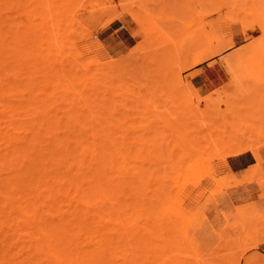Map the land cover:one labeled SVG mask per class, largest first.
<instances>
[{
    "label": "rangeland",
    "instance_id": "1",
    "mask_svg": "<svg viewBox=\"0 0 264 264\" xmlns=\"http://www.w3.org/2000/svg\"><path fill=\"white\" fill-rule=\"evenodd\" d=\"M242 18L243 20H241ZM247 18L251 21L249 24ZM262 21H264V0H0V42L2 41L6 49L9 46L6 40L11 45L15 42L14 48L11 45L6 51L0 48L1 55H3H0V180L2 178L0 187L3 186L2 190L0 188V193L4 192L1 194L2 197L0 196V239L5 238V240L4 238L0 240V264H8L9 261H11L9 264H17L20 263L19 260L23 259L25 261H22L21 264H31L34 261L31 263L26 261L35 257L33 264H37V261L38 264L46 263V257L44 259L46 254L40 257L39 255H42L43 252L42 254L36 253L40 249L36 245L39 242L38 237H35L39 231L37 226L40 225L41 228L43 226L41 223L44 224V222L39 223L41 220L38 221V215L41 217V214L49 210V215L41 219L52 221L51 224L57 220L56 223L58 222L61 226L63 220L72 217L70 215H73L71 213L74 210L85 211V205H76L78 198L75 203L72 198L68 197V195L72 197L70 193L74 192V189L77 191V187L80 193L81 186H85V183L86 185L88 183V186L83 188L89 190L91 197L89 196L87 201L90 204V207L87 204L89 212L88 208L86 209L89 215L85 214L84 216L83 214V216L84 218L88 217L90 222L88 219H83L81 214H74L89 224L80 222L85 225L84 227L83 224L78 226L75 222L79 223L80 218H76L74 222L76 226L73 223L76 231L74 234L72 233L75 241L72 244L75 246L74 242L79 241V247L90 248L86 251L95 249L98 254L97 259L92 257L93 260L89 256L92 259L90 262L98 261V264H264V38H261L264 37V26H261ZM245 22L248 26L244 25ZM43 25L50 28V34L54 33L55 42H50L52 34L48 35L47 28H45V33L42 32L44 31ZM17 28L22 34H19L20 37H17L19 32L17 35H13ZM34 30L36 31L34 32ZM37 31L38 35L36 36ZM77 34L80 36L78 37ZM60 36L63 37L62 43ZM11 37L12 42L15 39L13 44ZM43 37L45 41L40 40ZM258 38L260 42L257 44ZM18 42L20 44H17ZM60 43L64 46H61ZM55 44L59 47H56ZM69 44L73 45L71 49ZM51 46L55 48L54 51L50 50ZM163 47L166 50L163 51ZM14 50L15 52H13ZM19 50L23 57L19 56ZM167 50L168 54H165ZM157 51H162L160 55L163 53L169 61H165L166 59L161 55L160 58L164 59L165 63L162 62ZM11 52H13V58H11ZM33 52L37 54V57ZM57 52L58 55H56ZM4 53L6 54L4 55ZM47 53L54 56L55 64L52 62L53 58ZM32 54L38 62L31 58ZM15 56L23 62L18 58L16 62ZM59 57H64L65 63ZM155 57L157 60L160 59L156 62L157 65L154 63ZM25 59L27 61H24ZM57 59L62 62L57 64ZM74 60L86 63L76 66L77 62ZM149 60L152 62L151 66ZM12 61H14V65ZM17 63L20 68L22 67L21 69ZM25 63L28 64L27 68ZM72 63H74V67L80 68L76 70L77 73L74 70L76 67L73 68ZM29 64L33 67L31 68ZM48 66H53V69L51 70ZM99 66L104 68L100 67L101 73L99 72L100 68L97 70ZM44 67L45 69H43ZM55 70L58 72L53 74ZM60 71L61 75H64L62 80L65 78L68 79L67 81L65 79L62 81L60 75L57 77L56 74H60ZM96 72L98 73L96 74ZM94 74L97 79L94 78V84L92 82L90 84ZM42 75L41 82L40 76ZM50 75L54 76L49 77ZM103 75L105 76L102 79ZM85 77L86 80L82 79ZM47 80L51 82L46 83ZM52 80L54 84L60 81V86L69 80L72 81L77 95L72 85L73 89H70V82L66 91H62V88L54 85ZM86 81L87 84L83 87L82 83ZM62 82L64 83L62 84ZM73 82H76L77 86ZM94 85L95 88H92ZM48 87L52 88L48 90ZM90 87L91 90H89ZM54 88L61 93H57L56 89L54 91ZM30 90L28 99L27 93ZM65 92L68 96L64 95ZM17 94L20 95V98L17 97ZM31 94L32 97H30ZM53 95L54 97H52ZM73 99H76L75 102ZM47 100L50 102H46ZM210 100L214 101V104ZM83 101H85L84 107L80 109L83 106ZM86 101L87 108L91 109H86ZM34 103H36L35 106H33ZM23 104L24 108H22ZM94 105L97 108L93 107ZM42 107H44L43 110H41ZM56 108H59V111ZM74 113L75 116H73ZM66 114L69 119L73 120L74 118V120L72 122L67 120ZM69 114H73L72 118ZM51 115L55 117L54 120ZM37 116L39 117L37 118ZM75 117L78 118V121ZM65 118L67 121L64 120ZM50 119L54 122L52 127L50 126L51 128L48 127ZM27 120L28 123H24ZM44 120H47V127L43 126ZM68 122L72 124L70 123L69 126ZM71 125L73 126L71 127ZM79 125L83 126V130L79 128ZM67 126L70 128L64 130ZM23 133H27L26 137L23 136ZM109 133L111 134L109 135ZM68 134H73V136L70 135V138ZM65 135H68L70 140ZM58 136L61 137V140ZM55 137L57 142L53 141ZM174 137L176 140L173 139ZM179 137L185 138L179 139ZM85 138L86 140H84ZM65 140L68 142H66L69 149L67 152L66 145L62 144ZM72 141L75 146L81 148L89 145V156L85 160V164L83 163L84 165L81 166L80 162V167L77 154L79 150L73 151ZM76 141H79L81 146ZM171 141L172 144H170ZM56 144L59 148L55 146ZM49 148L51 152L52 150L56 151L55 148L57 150L61 148L60 153L59 151L57 153L62 156L70 154V156H74V154L76 156L73 159L68 156L66 158L68 164L64 163L65 168L60 164L64 169H57L59 165L57 162L60 161L58 157L57 161L53 157V160L49 159L51 157L48 156ZM230 148L234 152H231ZM12 149L18 154H14ZM216 151L219 152V156ZM103 154H105L104 157ZM61 155H59L60 158ZM99 156H101L100 159ZM9 157H11L10 160ZM183 158L185 159L184 163L182 162ZM88 159H90L91 165L86 164ZM30 161L33 163V168ZM176 162L180 165H174ZM42 163L44 164L42 165ZM41 165L44 166L43 168L47 167L46 170L55 168L56 171L54 170L53 174L49 173L51 177L48 173H46L48 176L43 177L46 170L42 174L43 170L39 171ZM86 165L91 169H87ZM174 166L177 168L175 169ZM171 167L175 170H171ZM23 168L24 170H22ZM17 169L25 174L22 175L20 171L18 174ZM75 170L76 172H74ZM26 171L31 174L28 175ZM12 172H14V176H12ZM77 172H81L83 175L78 180V183L82 184L80 187L71 177ZM64 173L67 177L64 176ZM34 174L38 182L35 180ZM26 175L31 179L28 180ZM67 178L68 180L64 181L65 186L59 184L68 198L65 201V194L60 195L62 192L59 194L58 190L56 191L59 188L58 183H55L53 190L54 182L52 183V181L59 179L62 182ZM39 180L44 183V186L42 184L37 186ZM13 181L14 183H12ZM71 182L74 189L71 188ZM66 184L68 185L66 186ZM12 185L17 189L12 188ZM18 185L22 186V189ZM45 187L51 189L48 193L45 190V194L42 195L41 191ZM69 187L70 190L67 193ZM28 188L29 190L26 191ZM50 192L51 196H49ZM38 193L41 195L39 196ZM76 193L78 194V192ZM61 196L64 197L65 202L70 200L72 205L67 207L66 205L70 203L61 202L63 199ZM74 197L76 196L73 194ZM58 198L61 199L58 200ZM45 200L47 203L44 202ZM35 201L40 202L37 203L38 205L43 202L45 205L42 204L44 210L40 208L43 213L40 210L37 213V219L33 217L35 220H32V217L27 216L28 213L21 214L22 209L19 206L22 205L24 208L26 207L25 209L27 207L30 209L29 204ZM1 204L5 207L3 210L5 212L2 211ZM37 204L34 205L38 208ZM49 204L53 205L50 207ZM74 204L77 208L79 206L81 208L79 207L78 210L76 207L73 208ZM34 205L32 204V207ZM36 207L33 208L35 211ZM52 207L54 208L51 209ZM148 207L157 209L154 208L152 211L150 208L148 210ZM55 208L56 212L58 209L57 213L54 211ZM6 209L13 211L12 214L9 215L10 210H8V214ZM71 210L73 211L71 212ZM30 211L26 212L31 213ZM32 213L30 216H33ZM59 214L60 217H64L63 220L58 217ZM23 215L26 217V222L23 220ZM51 216L55 221L51 220ZM4 217L5 222L2 220ZM57 217L61 219V222ZM22 223L27 224L26 228ZM4 224L9 226L5 228ZM49 224L45 221V225ZM58 224H56L57 227ZM28 225L31 227L33 225V230L37 229L38 231L35 233ZM82 227L85 231L90 227V233L88 230L85 232ZM7 228L8 231H6ZM59 228L61 229L62 226ZM21 230L24 231V234L29 233L28 237L22 235L23 231ZM76 232L77 234H75ZM83 232L88 235L89 239H86L87 235L83 236ZM99 232H102L103 235L107 234L106 237L103 236L102 242H106L105 238L112 241L107 243L108 245H100L99 240L103 237L98 236ZM41 233L42 231L40 232L42 239L39 238L41 244L40 242L38 244L46 246L47 243L43 240L44 234ZM83 237L84 240H82ZM18 239L20 240L17 241ZM23 240L26 241L23 242ZM88 240L90 243L87 242ZM28 241L30 244L33 243L30 245ZM83 241L87 243H82ZM83 244L86 246L89 244L92 248ZM8 245H12V247L8 249ZM29 245L30 248L32 246L31 252L28 249ZM34 245L37 246V251H33L35 250ZM84 247L81 248L84 249ZM77 248L76 246L74 249ZM97 248L98 250H96ZM11 249L22 251L16 252ZM80 253L78 252V255ZM89 253L91 255V252ZM81 254L85 256L84 252ZM75 255L77 257V253ZM40 260L41 262H39ZM82 260L84 264L88 263L86 260L85 262L84 259Z\"/></svg>",
    "mask_w": 264,
    "mask_h": 264
},
{
    "label": "bare ground",
    "instance_id": "2",
    "mask_svg": "<svg viewBox=\"0 0 264 264\" xmlns=\"http://www.w3.org/2000/svg\"><path fill=\"white\" fill-rule=\"evenodd\" d=\"M36 8H37V7H36ZM40 9H41V8H40ZM25 10H26V9H25ZM42 10H43V9H42ZM29 11H30V13H31V10H29ZM36 11H37V9H36ZM39 11H40V10H39ZM33 12H34V10H33ZM33 12H32V13H33ZM30 13H29V14H30ZM42 14H43V13H42ZM26 15H27V14H26ZM29 16H30V15H29ZM34 17H35V16H34ZM241 17H242V16H241ZM243 17H244V16H243ZM249 17H250V16H249ZM20 18H22V17H20ZM230 18H231V17H230ZM233 18H234V17H233ZM28 19H29V18H28ZM236 19H237V18H236ZM26 20H27V19H26ZM35 20H36V19H35ZM241 20H243V18H242ZM241 20H240V21H241ZM244 20H245V18H244ZM257 20H258V19H257ZM247 21H248V24L251 22L250 20H248V18H247ZM247 21H246V22H247ZM260 21H261V20H260ZM243 22H244V21H243ZM243 22H242V23H243ZM246 22H245L244 25H245V26H248V25H246ZM259 23H260V22H259ZM28 25H29V24H28ZM35 25H36V23H35ZM40 25H41V24H40ZM244 25H243V27H244ZM11 26H12V25H11ZM36 26H38V24H37ZM36 26H35V27H36ZM261 26H264V21L261 22ZM20 27H22V26L20 25ZM40 27H42V26H40ZM47 27H48V26H47ZM47 27L43 25V28H42V29H44V31H42V32L45 33V28H47ZM29 28H30V27H29ZM20 29H21V28H20ZM47 29H48V31H49L50 28H47ZM1 30H2V29H1ZM14 30H15V29H14ZM16 30H17V31L14 32L13 35H15V34L17 35V32H19L18 35H17V37H18L19 34H21V33H20V31H18V28H17ZM28 30H29V29H28ZM35 31H36V30H34V32H35ZM40 31H41V30H40ZM40 31H39V32H40ZM48 31H47V33H48ZM165 31H166V30H165ZM8 32H9V31H8ZM10 32H11V31H10ZM12 32H13V31H12ZM24 32H25V31H24ZM30 32H31V31H30ZM50 32H51V30L49 31V34H48V35L50 36V35L52 34V35H51V39H52V41H50V42L53 43V42H55V40H56V39H54V37H56V36L54 35V37H53V34H54V33H51V34H50ZM26 33H27V31H26ZM81 33H82V32H81ZM165 33H166V32H165ZM5 34H6V32H5ZM23 34H25V33H23ZM41 34H42V33H41ZM41 34H40V35H41ZM58 34H59V33H58ZM61 34H62V33H61ZM2 35H4V34H2ZM7 35H8V34H7ZM10 35L12 36V33H10ZM21 35H22V34H21ZM26 35H27V34H26ZM37 35H38V31H37V33H36V36H37ZM59 35H60V34H59ZM59 35H58V36H59ZM8 36H9V35H8ZM58 36H57V37H58ZM77 36L79 37L80 34H77ZM0 37H1V35H0ZM2 37H3V36H2ZM9 37H10V36H9ZM19 37H20V36H19ZM22 37H23V36H22ZM25 37H26V36H25ZM25 37H24V38H25ZM40 37H41V36H40ZM46 37H47V36H46ZM48 38H49V37H48ZM60 38H61V39H60ZM60 38H59V39L61 40V43H62V38H63V37L60 36ZM261 38H264V37H261ZM3 39H4V37H3ZM39 39H40V38H39ZM65 39H66V38H65ZM165 39H166V38H165ZM14 40H15V39H14ZM14 40H13V42H14ZM40 40H42V41L44 40V41H45L44 37H43V39L41 38ZM257 40H259V38H258ZM6 41H7V43L9 44V46L7 47V49H8V48L10 47L11 44L8 42V40H6ZM17 41H18V38H17ZM25 41H26V40H25ZM42 41H41V43H42ZM70 41H71V40H70ZM73 41H74V40H72L71 42H73ZM150 41H151V40H150ZM150 41H149V42H150ZM207 41H208V40H207ZM13 42H12V37H11V43L13 44ZM21 42H23V41L21 40ZM48 42H49V41H48ZM67 42L69 43V39L67 40ZM151 42H153V41H151ZM154 42H155V39H154ZM259 42H260V40H259V41H256L257 44H258ZM0 43H2V41H1ZM4 43H5V42H4ZM7 43H6V44H7ZM56 43H57V41H56ZM61 43H60V45H61ZM6 44H5V45H6ZM17 44H20V42H18ZM42 44H43V43H42ZM45 44H46V43H45ZM63 44L65 45V43H64V39H63ZM63 44H62V45H63ZM152 44H153V43H152ZM152 44H151V45H152ZM155 44H156V43H155ZM14 45H15V42H14L13 45H11V47L13 46V48H14ZM47 45H48V44H47ZM47 45H46V46H47ZM49 45H50V44H49ZM55 45H56V44H55ZM62 45H61V46H62ZM64 45H63V46H64ZM69 45H70V49H71L73 45H72V46H71V44H69ZM147 45H148V42H147ZM163 45H164V44H163ZM42 46H43V45H42ZM164 46H165V45H164ZM28 47H29V45H28ZM34 47H35V46H34ZM56 47H59V46L56 45ZM146 47H147V46H146ZM160 47H161V46H160ZM160 47H159V50H160ZM0 48H1V49L3 48L4 51L7 50L6 47L4 48V44H3V43L1 44ZM36 48H37V47H36ZM39 48H40L41 50H43V49L41 48V46H39ZM61 48H62V47H61ZM64 48H65V47H64ZM73 48H74V47H73ZM149 48H150V46H149ZM161 48H162V47H161ZM27 49H28V48H27ZM30 49H31V48H30ZM47 49H48V47H47ZM51 49L54 51L55 48H52V46H51V47H50V50H51ZM62 49H63V48H62ZM74 49H75V48H74ZM164 49L166 50V48L163 47V51H164ZM169 49H170V48H169ZM8 50H9V49H8ZM15 50H16V49H15ZM15 50H14L13 52H15ZM25 50H26V49H24V52H26ZM41 50H40V52H41ZM58 50H59V49H58ZM60 50H61V49H60ZM1 51H2V50H1ZM43 51H44V50H43ZM61 51H62V50H61ZM63 51H64V50H63ZM73 51H74V50H73ZM130 51H131V50H130ZM13 52H11V54H12V55H11V58H13V57H12V56H13ZM19 52H20V50L18 51V53H19ZM21 52L23 53V49L21 50ZM21 52H20V53H21ZM31 52H32V51H31ZM31 52H30V54H31ZM154 52L156 53V51H154ZM160 52H162V51H160ZM160 52L157 51V53L159 54V58L161 57V55H163V57H164V54L162 53V54L160 55ZM167 52H168V50L165 51V54H168ZM7 53H9V52L7 51ZM20 53H19V56H20V57H21V56L23 57V54L20 55ZM33 53H35V52H33ZM37 53H38V50H37ZM42 53H43V52H42ZM72 53H73V52H72ZM74 53H75V51H74ZM5 54H6V53H4V55H5ZM35 54H36V53H35ZM35 54H34V56L37 57V54H36V55H35ZM65 54H66V52H65ZM70 54H71V53H70ZM70 54H68V55L70 56ZM75 54H77V52H76ZM0 55H1V52H0ZM47 55H50V54L47 53ZM56 55H58V52H57ZM68 55H67V56H68ZM152 55H153V54H152ZM1 56H3V55H1ZM41 56H42V55H41ZM60 56H61V54H60ZM9 57H10V55H9ZM15 57H16V58H15ZM15 57H14V58H15V60H16L18 57H17V56H15ZM25 57H26V56H25ZM50 57H52V56L50 55ZM65 57H66V56H65ZM70 57H72V56H70ZM147 57H148V56H147ZM163 57H162V58H163ZM31 58H33V54H32V56H31ZM31 58H30V59H31ZM43 58H44V57H43ZM52 58H53V59H52V62H54V64H55L54 56H53ZM59 58H60V57H59ZM61 58H62V57H61ZM61 58H60V59H61ZM67 58H68V57H67ZM81 58H82V57H81ZM159 58H158V60H157V57H155V58H154V59H155L154 63L158 62V61L161 59V58H160V59H159ZM18 59H19V61L23 62L20 58H18ZM37 59H38V58H37ZM64 59H65V58L63 57L61 60H63V62H64V61H65ZM148 59H149V58H148ZM150 59H151V58H150ZM164 59H166L165 61H167V62L169 61V59L167 60V57H164ZM164 59H163V60L161 59V60H162V62L165 63ZM13 60H14V59H13ZM33 60H35V58H33ZM33 60H32V61H33ZM57 60H58V59H57ZM68 60H69V59H68ZM17 61H18V60H16V62H17ZM24 61H27V60L25 59ZM32 61H31V62H32ZM36 61H37V60H35V62H36ZM92 61H93V60H92ZM0 62H1V60H0ZM12 62H13V65H14V61H12ZM12 62H11V64H12ZM37 62H38V61H37ZM47 62H48V61H47ZM61 62H62V61H61ZM61 62H60L59 60H58V62L56 61L57 64H58V63H61ZM74 62H77V65H76V66H79L80 63H82V62H80V61H75V60H74ZM94 62H95V61H94ZM148 62H150L149 65L151 66V63H152V62H151L150 60H149ZM162 62L160 61V63H162ZM27 63H28V62H27ZM64 63H65V62H64ZM78 63H79V64H78ZM84 63H86V62L84 61ZM84 63H82V64H84ZM39 64H40V63H39ZM54 64H53V65H54ZM73 64H74V63H72V67L75 68L76 66L74 67ZM95 64H96V63H95ZM147 64H148V63H147ZM17 65L19 66L18 63H17ZM25 65H26V63H25ZM45 65H46V64H45ZM47 65H48V64H47ZM64 65H65V64H63V66H64ZM90 65H91V64H90ZM156 65H157V63H156ZM0 66H1V65H0ZM29 66L31 67L30 64H29ZM43 66H44V65H43ZM68 66H69V65H68ZM147 66H148V65H147ZM163 66H164V65H163ZM27 67H28V64L26 65V68H27ZM32 67H33V65H32ZM32 67H31V68H32ZM36 67H37V65H36ZM41 67H42V65H41ZM48 67H49V66H48ZM54 67H55V66H54ZM58 67H59V65H58ZM65 67H66V65H65ZM82 67H85V66H82ZM88 67H89V66H88V63H87V68H88ZM100 67H101V66H99V67L97 68V70H98ZM154 67H155V64H154ZM154 67H152V69H154ZM19 68H20V66H19ZM21 68H22V67H21ZM21 68H20V69H21ZM49 68H51V70H52V69H53V66H51V67H49ZM56 68H57V67H56ZM70 68H71V67H70ZM78 68H79V67H76V69H74L75 72H76V70H77ZM94 68H95V67H94ZM101 68H102V67H101ZM101 68L99 69V72H100ZM20 69H19V71H20ZM43 69H45V67H44ZM54 69H55V68H54ZM79 69H80V68H79ZM79 69H78V70H79ZM85 69H86V68H84V70H85ZM102 69H104V68H102ZM23 70H25V69H23ZM46 70H47V68H46ZM46 70H45V71H46ZM82 70H83V68H82ZM26 71H27V70H26ZM85 71H86V70H85ZM35 72H37V71H35ZM54 72H58V71H57V70L53 71V74H54ZM65 72H66V70H65ZM86 72H87V71H86ZM38 73H39V70H38ZM49 73H50V72H49ZM49 73H48V74H49ZM66 73H67V72H66ZM70 73H71V71H70ZM72 73H73V71H72ZM76 73H77V72H76ZM97 73H98V72H96V74H97ZM100 73H101V72H100ZM157 73H158V72H157ZM30 74H31V73H30ZM68 74H69V72H68ZM96 74H94V75L92 76V77H93V78H92V81H91L90 78H88V76H87L88 80H90V84H91V82H92V84H94V83H93L94 78L97 79V76H95ZM159 74H160V73H159ZM33 75H34V73H33ZM40 75H41V74H40ZM56 75H57V77H59L58 75H60V76H61V80H62V77L64 76V75H61V71H60V74L58 73V74H56ZM73 75H74V74H73ZM151 75H152V74H151ZM29 76H30V75H29ZM38 76H39V75H38ZM52 76H54V75H52ZM52 76L50 75L49 77H52ZM104 76H105V75L102 76V79H103ZM158 76H159V75H158ZM32 77H33V76H32ZM42 77H43V75L40 76V78H41V82H42ZM99 77H100V76H98V78H99ZM162 77L165 79L164 74H162ZM30 78H31V76H30ZM53 78H54V77H53ZM76 78H77V77H76ZM78 78H79V77H78ZM100 78H101V77H100ZM27 79H29V78H27ZM31 79H32V78H31ZM50 79H51V78H50ZM57 79H60V78H57ZM64 79H65V78H63L62 81H64ZM82 79H85V80H86V77H85V78H82ZM104 79H105V78H104ZM32 80H33V79H32ZM65 80H66V79H65ZM67 80H68V79H67ZM67 80H66V81H67ZM28 81H29V80H28ZM58 81H59V80H58ZM81 81H82V80H81ZM104 81H105V80H103V82H104ZM177 81H178V80H177ZM35 82H36V81H35ZM48 82H51V81H48V80H47L46 83H48ZM53 82H54V81L52 80V83H53ZM69 82H70V84H69ZM71 82H72V81H70V80H69L67 83L62 82V84L64 83V85H62V86H60V81H59V83H57V84L55 83V84H56L57 86H60V87L62 88V91H63V90L66 91V88L69 87V86L71 87L70 89H73V87H74V91H76V95H77V90H75V86H73ZM25 83H26V82H25ZM32 83H33V81H32ZM46 83H45V84H46ZM52 83H51V84H52ZM74 83L76 84V82H73V84H74ZM78 83H80V82H78ZM88 83H89V82H88ZM104 83H105V82H104ZM53 84H54V83H53ZM53 84H52V85H53ZM55 84H54V85H55ZM68 84H69V86H68ZM75 84H74V85H75ZM82 84H83V87H85L86 84H87V81H86L85 83L83 82ZM176 84H177V83H176ZM27 85H28V84H27ZM29 85H31V84L29 83ZM52 85H51V86H52ZM71 85H72L73 87H72ZM78 85H79V84H78ZM103 85H104V84H103ZM33 86H35V85H33ZM44 86H45V85H44ZM47 86H49V85L47 84ZM64 86H65V88H64ZM76 86H77V84H76ZM54 87H55V86H54ZM87 87H88V86H87ZM39 88H40V86H39ZM49 88H50V87H48V90H49ZM51 88H52V87H51ZM51 88H50V89H51ZM92 88H95V85H94ZM106 88H107V87H106ZM35 89H36V88H35ZM37 89H38V87H37ZM55 89H56V88H54L53 90L55 91ZM59 89H60V88H59ZM81 89H82V88H81ZM81 89H80V91H81ZM109 89H110V87H109ZM0 90H1V88H0ZM67 90H68V89H67ZM89 90H91V87L89 88ZM54 91H53V92H54ZM56 91H57V93H61V91L58 92L57 89H56ZM74 91H73V93H75ZM103 91H104V90H103ZM25 92H26V91H25ZM35 92H36V90H35ZM30 93H31V90L29 91V93H27V97H28V99H29V96H28V95H29ZM33 93H34V91H33ZM15 94H16V93H15ZM18 94H20V93L18 92ZM18 94H17V97L20 96V95L18 96ZM43 94H44V93H43ZM50 94H51V93H50ZM94 94H95V93H94ZM24 95H25V93H24ZM51 95H52V94H51ZM64 95H67V96H68V94H67L66 92H65ZM64 95H63V96H64ZM72 95H74V94H72ZM91 95H93V94H91ZM15 96H16V95H15ZM37 96H38V95H37ZM40 96H41V94H40ZM21 97H22V95H21ZM27 97H26V99H27ZM30 97H32V94H31ZM33 97H34V95H33ZM52 97H54V95H53ZM73 97H74V96H73ZM81 97H82V94H81ZM89 97H90V95H89ZM89 97H88V99H89ZM19 98H20V97H19ZM62 98H63V97H62ZM64 98H65V97H64ZM64 98H63V99H64ZM68 98H69V97H68ZM78 98H80V97L78 96ZM85 98H86V97H85ZM28 99H27V101H28ZM33 99H34V98H33ZM37 99H38V98H37ZM82 99H83V97L81 98V100H82ZM86 99H87V98H86ZM86 99H85V100H86ZM30 100H32V98H30ZM75 100H76V99H75ZM75 100L73 99L74 102H75ZM92 100H93V99H91V101H92ZM17 101H20V100H17ZM23 101H24V98H23ZM38 101H40V100H38ZM55 101H56V100H55ZM57 101H58V99H57ZM60 101H61V100H60ZM97 101H98V98H97ZM97 101L95 100V102H97ZM210 101H211V100H210ZM226 101H227V100H226ZM230 101H231V100H230ZM5 102H6V101H5ZM28 102H30V101H28ZM28 102H26L27 105H28ZM46 102H50V101L47 100ZM46 102H45V104H46ZM84 102H85V101H83V106H82V108H80V109H83V107H84ZM93 102H94V100H93ZM211 102H213V104H214V101H211ZM6 103H8V102H6ZM16 103H18V102H16ZM24 103H25V101H24ZM41 103H42V102H41ZM70 103H71V102H70ZM3 104H4V102H3ZM8 104H9V103H8ZM35 104H36V103H34L33 106H35ZM60 104H61V102H60ZM63 104H65V103L63 102ZM86 104H87V105L85 106L86 109H91V108H89V107L87 108V106H88L87 101H86ZM94 104H95V103H94ZM97 104H98V102H97ZM5 105H6V104H5ZM58 105H59V104H58ZM61 105H62V104H61ZM17 106H18V104H17ZM17 106H16V107H17ZM45 106H46V105H45ZM59 106H60V105H59ZM63 106H64V105H63ZM72 106H73V105H72ZM12 107H13V104H12ZM21 107H22V106H21ZM21 107H20V108H21ZM28 107H29V106H28ZM49 107H50V106H49ZM60 107H61V106H60ZM79 107H80V106H79ZM93 107L97 108L96 105H94ZM22 108H24V104H23V107H22ZM22 108H21V109H22ZM26 108H27V107H26ZM26 108H25V109H26ZM29 108H30V107H29ZM31 108H32V107H31ZM40 108H41V106H40ZM40 108H39V110H40ZM61 108H62V107H61ZM65 108H66V107H65ZM7 109H9V108L7 107ZM25 109H24V110H25ZM35 109H36V108H35ZM43 109H44V107H42L41 110H43ZM63 109H64V108H63ZM107 109H108V108H107ZM9 110H10V109H9ZM56 110L59 111V108H56ZM56 110H55V111H56ZM69 110H70V108H69ZM71 110H72V109H71ZM100 110H101V109H100ZM10 111H12V110H10ZM26 111H27V110H26ZM36 111H38V110L36 109ZM47 111H48V110H47ZM58 111H57V113H58ZM72 111H73V110H72ZM21 112H22V111H21ZM34 112H35V111H34ZM49 112H50V111H49ZM60 112H62V111H60ZM74 112H75V110H74ZM84 112H85V109H84ZM89 112H91V111L89 110ZM98 112H99V111H98ZM37 113L39 114V112H37ZM47 113H48V112H47ZM57 113H56V115H57ZM63 113H64V112H63ZM66 113H67V111H66ZM19 114H20V113H19ZM23 114L25 115V112H24V111H23ZM34 114H35V113H34ZM59 114H60V113H59ZM70 114H71V113H70ZM70 114H69V116L72 118V115H73V114H72V115H70ZM81 114H82V113H81ZM90 114H91V113H90ZM21 115H22V114H21ZM45 115H46V113H45ZM49 115H50V114H49ZM103 115H104V114H103ZM26 116H27V115H26ZM31 116H33V115H31ZM41 116H42V113L40 114V118H41ZM46 116H47V115H46ZM60 116H61V115H60ZM73 116H75V113H74ZM77 116H78V114H77ZM77 116H76V117H77ZM85 116H86V115H85ZM35 117H36V116H35ZM38 117H39V116H37V118H38ZM47 117H48V116H47ZM57 117L59 118V115H58ZM57 117H56V118H57ZM63 117H64V116L62 115V118H63ZM65 117L68 118V115L66 114ZM76 117H75V118H76ZM87 117H88V113H87ZM37 118H35V119H37ZM40 118H39V119H40ZM51 118H52V120H54L55 117L51 115ZM60 118H61V117H60ZM88 118H89V117H88ZM88 118H87V119H88ZM22 119H23V118H22ZM33 119H34V118H33ZM33 119H32V121H33ZM39 119H38V122H39ZM77 119H78V118H76V120H77ZM125 119H127V118H125ZM135 119H136V118H135ZM52 120H51V119L49 120V121H50V122L48 123V127H49V128H51L52 125L54 124V122H52ZM57 120H59V119H57ZM64 120H66V118H65ZM67 120H69V121L72 122V121L74 120V118H73V120H71V119H69V118H68ZM67 120H66V121H67ZM21 121H23V120H21ZM40 121H41V119H40ZM46 121H47V120H44V124H43V126L45 125V127H47V125H46V124H47ZM77 121H78V120H77ZM81 121H82V118H81ZM86 121H87V120H86ZM88 121H90V119H88ZM11 122H12V120H11ZM13 122H14V120H13ZM30 122H31V120L29 121V123H30ZM34 122H36V121H34ZM42 122H43V121H42ZM60 122H61V121H60ZM71 122H68L67 125L70 126V123H71ZM74 122H75V121H74ZM111 122H112V121H111ZM117 122H118V121H117ZM15 123H16V122H15ZM24 123H28V120H27V122L24 121ZM75 123L78 124V122H75ZM84 123H85V122H84ZM88 123H89V122H88ZM131 123H132V120H131ZM146 123H147V122H146ZM148 123H149V122H148ZM9 124H10V123H9ZM12 124H13V123H12ZM38 124H39V123H38ZM41 124H42V123H41ZM49 124H50V125H49ZM71 124H72V123H71ZM96 124H97V123H96ZM132 124H133V123H132ZM20 125H21V123H20ZM39 125H40V124H39ZM55 125L58 126V124H56V123H55ZM80 125H81V124H80ZM80 125H79V128L82 129L83 126L80 127ZM108 125H109V124H108ZM110 125H111V124H110ZM145 125H148V124H145ZM17 126H18V125H17ZM22 126H23V125H22ZM28 126H29V125H28ZM43 126H42V127H43ZM50 126H51V127H50ZM59 126H60V125H59ZM69 126L65 127L64 130H66V128L69 129V128H70ZM72 126H73V125H71V127H72ZM23 127H24V126H23ZM32 127L34 128V126H32ZM38 127H39V126H38ZM42 127H41V128H42ZM45 127H44V128H45ZM54 127H55V126H53V128H54ZM122 127H123V126H122ZM11 128H12V126H11ZM14 128H16V127H14ZM20 128H21V127H20ZM29 128H30V126H29ZM33 128H32V129H33ZM44 128H43V129H44ZM57 128H59V127H57ZM75 128H76V125H75ZM95 128H96V127H95ZM30 129H31V128H30ZM54 129H55V128H54ZM54 129H53V130H54ZM89 129H90V128H89ZM40 130H42V129H40ZM82 130H83V129H82ZM115 130H116V129H115ZM115 130H114V132H115ZM34 131H35V130H34ZM60 131H62V130H60ZM80 131H81V130H80ZM89 131H90V130H89ZM89 131H88V132H89ZM112 131H113V129L111 130V132H112ZM143 131H144V130H143ZM22 132H23V130H22ZM25 132H27V131L25 130ZM30 132H32V131L30 130ZM30 132H29V133H30ZM44 132H45V131H44ZM46 132H47V131H46ZM58 132H59V131H58ZM62 132H63V131H62ZM88 132H87V133H88ZM92 132H93V131H92ZM18 133H19V132H18ZM49 133H50V132H49ZM54 133H55V131H54ZM54 133H53V134H54ZM112 133H113V132H112ZM130 133H131V132H130ZM140 133H141V131H140ZM13 134H14V133H13ZM26 134H27V133H26ZM26 134L23 133V136L26 137ZM35 134H36V133H35ZM73 134H74V131H73ZM73 134H72V135L70 134V135L73 136ZM81 134H82V132H81ZM110 134H111V133H109V135H110ZM51 135H52V134H51ZM54 135H55V134H54ZM54 135H53V136H54ZM68 135H69V134H68ZM68 135H67V136L65 135V136L69 138L70 135H69V136H68ZM76 135H77V134H76ZM87 135L89 136V134H87ZM103 135H104V134H103ZM107 135H108V134H107ZM129 135H130V134H129ZM134 135H135V134H134ZM151 135H152V132H151ZM13 136H14V135H13ZM15 136H16V135H15ZM29 136H30V135H29ZM43 136H44V135H43ZM53 136H51V137H53ZM71 136H70V138H71ZM111 136H113V135H111ZM139 136H140V135H139ZM58 137H59L60 140H61V137H60V136H58ZM66 137H65V139H66ZM6 138H7V136H6ZM9 138H10V137H9ZM11 138H12V137H11ZM28 138H29V137H28ZM46 138H47V137H46ZM59 138H57V139H59ZM70 138H69V140H70ZM73 138H75V137H73ZM76 138H77V136H76ZM89 138H90V137H89ZM106 138H107V137H106ZM112 138H113V137H112ZM183 138H185V137H183ZM183 138L179 137V139H183ZM40 139H41V138H40ZM42 139H43V137H42ZM55 139H56V137L54 138L53 141L57 142ZM173 139H175V137H174ZM187 139H188V138H187ZM8 140H9V139H8ZM27 140H28V139H27ZM62 140L64 141V139H62ZM67 140H68V139H67ZM69 140H68V141H69ZM74 140H75V139H74ZM78 140H79V139H78ZM84 140H86V138H85ZM84 140H83V142H84ZM175 140H176V139H175ZM63 141H61V142H63ZM4 142H5V141H4ZM6 142H7V141H6ZM46 142H47V141H46ZM66 142H67V141L65 140V142H63L62 144H63V145H64V144L66 145V144L68 143V142H67V143H66ZM95 142H96V141H95ZM190 142H191V141H190ZM24 143H25V142H24ZM72 143H73V141H72ZM76 143H79V141H76ZM102 143H103V142H102ZM179 143H180V142H179ZM10 144H11V143H10ZM10 144H9V145H10ZM17 144H19V143H17ZM36 144H37V143H36ZM47 144H49V143H47ZM82 144L84 145V143H82ZM170 144H172V141H171ZM175 144H176V143H175ZM21 145H22V144H21ZM43 145H44V144H43ZM58 145H59V144H58ZM68 145H70V144H68ZM71 145H72V144H71ZM73 145H74V143H73ZM79 145L81 146L80 143H79ZM143 145H144V144H143ZM37 146H38V145H37ZM37 146H36V147H37ZM55 146H57V144H56ZM60 146L62 147V145H60ZM76 146H77V145H76ZM76 146L74 145V146L72 147V149H73V151H75V150H77V149L79 150V152H77V154H78V156H79L78 164H79V167H80V162H81V166H82V164L85 162V160H87V157L89 156V154H88V153H89V151H88V150H89V149H88V146H89V145H85V146H83L82 148L79 147V146H77V147H76ZM97 146H98V145H97ZM105 146H106V145H105ZM195 146H197L196 143H195ZM10 147H11V146H10ZM13 147H14V145H13ZM31 147H32V146H31ZM31 147H30V148H31ZM57 147L59 148V146H57ZM74 147H75L76 149H75ZM98 147L100 148V146H98ZM98 147H97V148H98ZM15 148H16V147H15ZM38 148H40V147L38 146ZM69 148H71V147H69ZM101 148H102V147H101ZM104 148H105V147H104ZM175 148H177V147H175ZM195 148H196V147H195ZM7 149H8V148H7ZM25 149H26V148H25ZM55 149H56V151H55V150H52V152H51V149L49 148V150H50V154H48L47 152H46V154H48V156H51V157L49 158L50 160H53V158H54V159H56V161H57V157H58V160H59L60 162H57V164H59V165L62 164V165H64L63 167L65 168V164L67 163L66 158H67L68 156H70L71 154L68 155V156H64V155L62 156L61 154H59V153H60L59 150H60L61 148L58 149V150H57V148H55ZM62 149H63V147H62ZM72 149H71V150H72ZM141 149H142V148H141ZM173 149H174V148H173ZM181 149H183V148L181 147ZM8 150H9V149H8ZM8 150H7V151H8ZM22 150H23V148H22ZM33 150H34V148H33ZM41 150H42V149H41ZM68 150H69V149L67 148V145H66V152H67ZM80 150H81V151H80ZM101 150H102V149H101ZM137 150H138V149H137ZM183 150H184V149H183ZM7 151H6V152H7ZM12 151H13L14 154L16 153V151H15L14 149H12ZM14 151H15V152H14ZM23 151H25V150H23ZM29 151H30V150H29ZM34 151H35V150H34ZM54 151H55V152H54ZM57 151H59V153H57ZM196 151H197V150H196ZM228 151H229V150H228ZM230 151H231V152H234V150H232L231 148H230ZM53 152H54V153H53ZM151 152H152V151H151ZM168 152H169V151H168ZM175 152H176V151H175ZM197 152H198V151H197ZM216 152H217V151H216ZM231 152H229V153H231ZM13 153H12V154H13ZM26 153H27V155H28V152H26ZM43 153H44V151H43ZM52 153H53V155H51ZM55 153H56V155H57V154H58V155L56 156ZM61 153H62V152H61ZM99 153H100V152H99ZM177 153H178V152H177ZM218 153H219V152H217L216 154H218ZM12 154H9V155H12ZM17 154H18V153H16V155H17ZM32 154H33V153H32ZM216 154H214L215 157H216ZM220 154H221V152H220ZM16 155H15V156H16ZM27 155H26V156H27ZM44 155H45V154H44ZM59 155H61L62 157L60 158ZM104 155H105V154H103V157H104ZM108 155H109V154H108ZM21 156H22V154H21ZM26 156H25V158H26ZM34 156H35V155H34ZM34 156H33V157H34ZM54 156H55V157H54ZM75 156H76V155L74 154V156L72 155V156H70V158L73 159V157H75ZM78 156H77V159H78ZM106 156H107V154H106ZM129 156H130V154H129ZM218 156H219V154H218ZM2 157H3V156H2ZM11 157H13V156H11ZM11 157H9V160H10ZM18 157H19V156H18ZM23 157H24V155H23ZM28 157H29V156H28ZM43 157H45V156H43ZM46 157H47V156H46ZM52 157H53V158H52ZM63 157H64V158H63ZM100 157H101V156H99V159H100ZM107 157H108V156H107ZM111 157L113 158V156H111ZM184 157L186 158V156H184ZM213 157H214V156H213ZM13 158H14V157H13ZM19 158H20V157H19ZM34 158H35V157H34ZM70 158L68 159V161L70 160ZM134 158H135V157H134ZM136 158H137V157H136ZM3 159H4V161L6 160L5 157H4ZM22 159H23V158H22ZM15 160H16V159H15ZM24 160H25V159H24ZM88 160H89V161L86 162V164L88 165V163H89V165H91V163H90V159H88ZM102 160H103V159H102ZM184 160H185V159L183 158V161H182L183 163H184ZM186 160H187V159H186ZM39 161H41V160H39ZM48 161H49V160H48ZM56 161H54V162H56ZM150 161H151V160H150ZM76 162H77V161H76ZM151 162H152V161H151ZM180 162H181V161H180ZM30 163L32 164V168H33V163H32L31 161H30ZM39 163H40V162H39ZM39 163H38V164H39ZM64 163H65V164H64ZM5 164H7V163L5 162ZM40 164H41V163H40ZM43 164H44V163H42V165H43ZM48 164H49V163H48ZM55 164H56V163H55ZM67 164H68V163H67ZM72 164H73V163H72ZM84 164H85V163H84ZM84 164H83V165H84ZM176 164H177V162H176L174 165H176ZM1 165H2V163H1ZM3 165H4V163H3ZM15 165H16V162H15ZM25 165H26V164H25ZM42 165H41V166H42ZM59 165L57 166V169H58V168H60V169H61V168L64 169L61 165H60V166H59ZM87 165H86V167H87ZM178 165H180V163H178L177 166H178ZM4 166H5V165H4ZM7 166H8V164H7ZM28 166H29V165H28ZM35 166H36V165H35ZM68 166H69V165H68ZM177 166H174V168L176 169ZM1 167H2V166H1ZM5 167H6V166H5ZM9 167H11L10 164H9ZM9 167H7V168H9ZM43 167H44V166H42V167L39 169V171H40V170H43V171H42V174H43V172L46 170L45 168H47V167H45V168H43ZM66 167H67V166H66ZM70 167H71V166H70ZM72 167H73V166H72ZM79 167H78V168H79ZM7 168H6V169H7ZM12 168H13V166H12ZM24 168H25V167H24ZM24 168H23L22 170H24ZM88 168L91 169V167H87V169H88ZM174 168L171 167V170L174 169ZM6 169H5V170H6ZM10 169H11V168H10ZM10 169H9V170H10ZM28 169H29V168H28ZM36 169H37V168H36ZM53 169L56 171L55 168H53ZM68 169H70V168H68ZM175 169H174V170H175ZM9 170H8V171H9ZM50 170H51V172H50ZM54 170H52V169H48V170H46V171H45V175L43 174V177L48 176L49 173H50V174H53ZM65 170H66V169H65ZM65 170H64V171H65ZM73 170H74V169H73ZM77 170H78V169H77ZM11 171H12V170H11ZM15 171H16V169H15ZM17 171H18V174H19L20 169H17ZM32 171L35 172V170H33V169H32ZM37 171H38V170H37ZM47 171H49V172H47ZM23 172H24V171H23ZM34 172H33V173H34ZM40 172H41V171H40ZM40 172H39V174H40ZM60 172H61V171H60ZM74 172H76V170H75ZM74 172H72V173H74ZM78 172H79V171H78ZM78 172L75 173V174H73L72 176L70 175V176L72 177V179L74 180V182H77V183L79 182L78 180L81 179V176H83L81 172H80V173H78ZM7 173H8V172H7ZM13 173H14V172H12V176H14ZM20 173H21V171H20ZM26 173H27V171H26ZM33 173H32V174H33ZM37 173H38V172H37ZM46 173H48V175H46ZM91 173H92V172H91ZM8 174H9V173H8ZM21 174H22V173H21ZM24 174H25V173H23L22 175H24ZM27 174H28V173H27ZM30 174H31V173L29 172L28 175H30ZM62 174H63V173H62ZM64 174H65V173H64ZM69 174H70V173H69ZM69 174H68V175H69ZM87 174H88V173H87ZM10 175H11V173H10ZM10 175H9V177H10ZM54 175H55V173H54ZM60 175H61V174H60ZM148 175H149V174H148ZM168 175H169V174H168ZM49 176H50V175H49ZM55 176H56V175H55ZM64 176L67 177L66 174H65ZM86 176H87V175H86ZM0 177H1V176H0ZM31 177H32V176H31ZM37 177H38V175H37ZM50 177H51V176H50ZM68 177H69V176H68ZM149 177H150V176H149ZM26 178H28V180L31 179V178L28 177L27 175H26ZM34 178H35V174H34ZM56 178H57V176H56ZM158 178H159V177H158ZM42 179H43V178H42ZM48 179H49V178H48ZM50 179H51V178H50ZM50 179H49V180H50ZM87 179H88V178H87ZM1 180H2V178H1ZM1 180H0V183L2 182ZM9 180H10V178H9ZM35 180H36V178H35ZM40 180H41V179H40ZM40 180H39V183H38V184H37L38 180H36V181H37V182H36L37 186L40 185V184H42V185L44 184V183H42V181L40 182ZM60 180H61V178H60ZM60 180H59V179H56V180H53V181H52V183L54 182V183H53V190H54L55 183H56V184L58 183V184H57L58 187H59V184H60V185L62 184V185L65 186L64 181L66 182V181L68 180V178L62 180V182H61ZM73 180H72V181H73ZM15 181H16V180H15ZM44 181H45V180H44ZM44 181H43V182H44ZM58 181H59V182H58ZM89 181H90V179H89ZM31 182H32V181H31ZM60 182H61V183H60ZM12 183H14V181H13ZM29 183H30V181H29ZM34 183H35V182H34ZM49 183H50V182H49ZM157 183H158V182H157ZM30 184H31V183H30ZM36 184H35V185H36ZM50 184H51V183H50ZM74 184H75V183H74ZM74 184H73V185H74ZM90 184H91V181H90L89 185H90ZM2 185H3V184H2ZM35 185H34V186H35ZM67 185H68V184H66V186H67ZM78 185H79V187H80V185H82L81 182L78 183ZM12 186H13L12 188H16L14 185H12ZM18 186H19V185H18ZM26 186H27V185H26ZM28 186H30V185H28ZM37 186H36V187H37ZM43 186H44V185H43ZM43 186H42V187H43ZM49 186H50V185H49ZM51 186H52V185H51ZM85 186H88V183H87V185H86V183H85ZM85 186H81L82 189H80V193H79L78 187H77V191H76V189L72 188V182H71V188L74 189V190H73L74 192L70 193V195H72V197L69 196L68 194H67V195H68L69 199L72 198V200H74V201L78 198V201H77L78 204H77L76 201H75L76 205H77V206H78V205H80V206H81V205H85V207H86V209H87V208H88V207H87V204H88V206L90 207V204H89L87 201H88V199H89L91 196H90L89 190H88L87 188H83V187H85ZM168 186H169V185H168ZM2 187H3V186H2ZM2 187H0L1 190L3 189ZM19 187L22 189V186H19ZM23 187H24V186H23ZM30 187H31V186H30ZM60 187H62V186H60ZM60 187H59L58 189L55 188L56 191L58 190L57 193L60 194V193L62 192L60 195H62V194L64 193V194H65V201L68 200V198H67V196H66V193H65L64 191H62V188H60ZM24 188H25V187H24ZM75 188H76V185H75ZM168 188H169V187H168ZM16 189H17V188H16ZM31 189H32V188H31ZM31 189H30V191H31ZM39 189H40V187H39ZM48 189H49V190H48ZM50 189H51L50 187H45V188L41 191V192H42V195L45 194V193H44L45 190H47L46 192L48 193V191H50ZM12 190H13V189H12ZM18 190H19V189H18ZM18 190H17V192H19ZM28 190H29V188L26 189V191H28ZM53 190H52V191H53ZM69 190H70V187L68 188V192H67V193H69ZM32 191H33V190H32ZM141 191H142V189H141ZM15 192H16V191H15ZM23 192H24V191H23ZM75 192H78L79 196H78L77 193L75 194ZM2 193L4 194L3 191H2ZM2 193H0V196H1V197H2V195H1ZM53 193H54V191H53ZM148 193H149V192H148ZM18 194H19V193H18ZM73 194H74L76 197L73 198ZM80 194H81V196H80ZM146 194H147V193H146ZM38 195L40 196L41 194L38 193ZM47 195H48V194H47ZM47 195H46V196H47ZM54 195H55V194H54ZM3 196H4V195H3ZM49 196H51V192H50V195H49ZM89 196H90V197H89ZM154 196H155V195H154ZM24 197H25V194H24ZM17 198H18V196H17ZM31 198H32V197H31ZM37 198H38V200H39V197H37ZM52 198H53V197H52ZM54 198H55V196H54ZM54 198H53V199H54ZM61 198H63V199H61ZM61 198H58V200L61 199V202H62V201L65 202V201H64V197L61 196ZM154 198H156V197H154ZM34 199H35V198H34ZM41 199H42V198H41ZM156 199H157V198H156ZM2 200L4 201L5 199H2ZM55 200H56V199H55ZM58 200H57V201H58ZM72 200H71V201H72ZM57 201H56V202H57ZM141 201H142V200H141ZM14 202H15V201H14ZM14 202H13V203H14ZM41 202H42V201H41ZM44 202L47 203L46 200H45ZM44 202L41 203V205L44 204ZM54 202H55V201H54ZM5 203H7V201H5ZM10 203H11V202H10ZM13 203H12V205H13ZM16 203H17V202H16ZM21 203H22V202H21ZM24 203H25V202H24ZM35 203H36V204H37V203L39 204L40 202L35 201V202L31 203V204H29V203H28V204L32 207V204L34 205ZM57 203H58V202H57ZM65 203H70V204H67V205H66L67 207H68V205H69V206L72 205L71 202H70V200H69L68 202H65ZM65 203H64V204H65ZM8 204H9V203H8ZM19 204H20V200H19ZM19 204H16V205L19 206ZM38 204H37V206H39L38 208H37L35 205H34L32 208L29 207L30 209H28V207H27V209H28L29 211L32 210V211H30V212H31V213L33 212V213H32L33 216H30L31 213L26 212V211H28V210L25 209L26 207L24 208L22 205L19 206V207L22 209L21 211H20L18 208H16V210L18 209V211H20L21 214H23V213H25V214L28 213L27 216L29 215L28 217H30V218L32 217V218H31L32 220H33L34 218L37 219V218H36V216L38 215L37 213H39V211L41 210L40 208H42V207L45 205V204H44V205L41 206V205H38ZM147 204H148V203H147ZM150 204H151V203H150ZM153 204H154V203H153ZM1 205L3 206V204H1ZM9 205H10V204H9ZM52 205H53V204H49L50 207H51ZM60 205H62V204L60 203ZM76 205L74 204V207H73V208L76 207V209L78 210V208H79L80 206L77 208ZM164 205H165V204H164ZM5 206H6V205H5ZM21 206H22V207H21ZM24 206H25V205H24ZM62 206H64V205H62ZM6 207H7V206H6ZM15 207H17V206H15ZM35 207H36V211H35V209H33V208H35ZM45 207H46V206H45ZM56 207H57V206H56ZM60 207H61V206H60ZM67 207H65V209H67ZM23 208L25 209V212H24ZM53 208H54V207H52L51 209H53ZM57 208H58V207H57ZM69 208H70V207H69ZM69 208H68V209H69ZM73 208H72V209H73ZM80 208H81V207H80ZM82 208H84V207L82 206ZM149 208H150V207H148V210H149ZM154 208H156V207H153V208L151 207L150 209L152 210V209H154ZM4 209H5V207L3 206L2 211H3ZM10 209H11V208H10ZM10 209H8V210H10ZM37 209H39V210H37ZM42 209L44 210V208H42ZM62 209H63V208H62ZM86 209H85V211H83V210L81 211V209H80V210H78V212H77L76 210L73 209V210L75 211V213H74L73 210H71V212L73 211V213H71V214H73V215H74V214H76V215H80V214H81L80 216H82L83 219H86V220L88 219V222H90V221H89L90 219H89L88 217L84 218L85 214H86V215L88 214V213L86 212ZM134 209H135V208H134ZM156 209H157V208H156ZM156 209H155V212H156ZM6 210H7V209H6ZM8 210H7V212H8V214H9V211H8ZM16 210H15V211H16ZM33 210H34V211H33ZM43 210H41L42 213H43ZM45 210H46V209H45ZM55 210H56V208L54 209V211H55ZM63 210H64V209H63ZM69 210H70V209H69ZM89 210H90V209L88 208V212H89ZM51 211H52V210H51ZM65 211H68V210H65ZM80 211H81L82 213H81ZM152 211H153V210H152ZM0 212H1V211H0ZM3 212H5V211H3ZM11 212H13V211L10 210V214H9V215L12 214ZM41 212H40V214H41ZM47 212H48V214H47ZM47 212L45 211L44 213H46V214H44V213L41 214V217H40V215H38L39 218H40V219L38 218V221L41 220L39 223L44 222V224L41 223V224L43 225V226H41V228H40V225L37 226V228H38L39 231L35 228L36 231H38V232H37V235H38V234H39V235H38V236H37V235L35 236V234H34L35 237H38L37 239H38V241H39L40 244H41V240H39V238H40V232L42 231V233L44 234V235H43V236H44L43 240H45V241H46L45 243H47L46 246H43V245H39V244H38L39 242L37 241L38 243H37L36 245H38V246L40 247V249H39L38 251H37V249H38L37 246L35 247V245H34V247H33V248L35 249V250H33V251H37L36 253H40V254H42V252H43L42 255H39V254H38L40 257L43 256V255H45V254L48 255V256H46V255L44 256V259H45V257H46V261H45L46 263H43V264H79V263L82 264V263H83V262H82V261H83L82 259H84V262H85V260L88 262V263H85V264H90V263H94V264H95V263H97L98 261H97V262H95V261H94V262H93V261L90 262L92 259L94 260V258L97 259V255H98V254H96L95 249H93V250L91 249V251H89V252H91V255H90V253H89L88 251H86V249L89 250L90 248L88 249V248H85L84 246H80V247H79V246H78V245H80V244H79V241L74 242L75 246L72 244L73 241H75V239H73L74 235H72V233L74 234V232L76 231V230L74 229V226H76L75 223H76L78 226H79V225H82L83 223H87V224H89V223H88V222H84V221L80 218V216H77V217L80 218V219H79V223H78V221L75 222V221H76V218H77L76 215H74V216H73V215H70V216H72V217H71V218L69 217V219H68V218L65 219V220H66V222H65V220H63L64 217H63V216L60 217V214H59L58 217L62 218V220L64 221V222H61V219L57 217L58 220L60 219V222L62 223V224H61L62 228L60 229L59 227H61V226H59L58 222L56 223L57 220L55 221V220L52 218V216H51V220L55 221V223L58 224V227H57V225H56L55 223H52V224H53V225H52V224H51L52 221H48L47 219H45V221H47V223L49 222L50 224H49V225H45V221H43L41 218H43V217L46 218V215H49V212H50V211L48 210ZM55 212H56V211H55ZM57 212H58V209H57ZM57 212H56V213H57ZM61 212H62V211H61ZM76 212H77V213H76ZM52 213H53V212H51V214H52ZM56 213H55V214H56ZM62 213L64 214V212H62ZM68 213H69V212H68ZM68 213H67V214H68ZM14 214H15V213H14ZM83 214H84V216H83ZM152 214H153V213H152ZM154 214H155V213H154ZM160 214H161V213H160ZM15 215L17 216L18 214H15ZM52 215H53V214H52ZM56 215H58V214H56ZM88 215H89V214H88ZM157 215H158V214H157ZM3 216H4V214H3ZM18 216H19V215H18ZM23 216H24V217H23V218H24L23 220L25 221L26 217H25V215H23ZM149 216H150V215H149ZM154 216H155V215H154ZM10 217L12 218L13 216H10ZM21 217H22V216H21ZM33 217H34V218H33ZM48 217H50V216H48ZM150 217H151V216H150ZM160 217H161V216H160ZM8 218H9V217H8ZM14 218H15V217H13V219H14ZM4 219H5V217L2 219V220L5 222ZM6 219H7V218H6ZM21 219H22V218H21ZM35 219H34V220H35ZM43 219H44V218H43ZM146 219L148 220V217H147ZM158 219H159V218H158ZM176 219H177V218H176ZM23 220H22V221H23ZM29 220H30V219H29ZM67 220H69V221H67ZM81 220H82V221H81ZM156 220H157V219H156ZM3 221H2V222H3ZM14 221H16V220H14ZM176 221H178V220H176ZM4 222H3V223H4ZM7 222H8V221H7ZM25 222H26V221H25ZM33 222H34V221H33ZM74 222H75V223H74ZM80 222H83V223L81 224ZM156 222H157V221H156ZM162 222H163V221H162ZM10 223H11V222H10ZM36 223H37V222H36ZM39 223H38V224H39ZM73 223H74V226H73ZM129 223H130V222H129ZM147 223H148V222H147ZM151 223H152V221H151ZM154 223H155V221H154ZM12 224H14V223H12ZM12 224H11V225H12ZM22 224H23V223H22ZM28 224H31V223L28 222ZM23 225H24V224H23ZM26 225H27V224L24 225L25 228H26ZM34 225H36V224L34 223ZM54 225H55V226H54ZM84 225H85V224H83V227H84ZM4 226H5V228H6V227H8L9 225L7 226V225L4 224ZM28 226H29L30 228H32L31 230H33V225H32V227H31V225H28ZM28 226H27V227H28ZM44 226H46V228H43ZM87 226H88V225H87ZM131 226H132V225H131ZM0 227H1V226H0ZM34 227H35V226H34ZM83 227H82V228H83ZM147 227H148V226H147ZM80 228H81V226H80ZM89 228H90V227H89ZM89 228L87 229L88 232H89V230H90ZM2 229H3V228H2ZM12 229H13V228H12ZM73 229H74V231H73ZM85 229H86V228H85ZM0 230H1V229H0ZM25 230H26V229H25ZM83 230H84V228H83ZM87 230H86V231H87ZM6 231H8V228H7ZM21 231H23V230H21ZM33 231L36 233L35 230H33ZM79 231H81L80 233H81V236H82V230L80 229ZM84 231H85V230H84ZM86 231H85V232H86ZM25 232H27V231H25ZM152 232H153V230H152ZM0 233H1V232H0ZM13 233H14V229H13ZM21 233H23L22 235H25V236H27V237H28V235H29V233L24 234V231L21 232ZM42 233H41V234H42ZM78 233H79V232H78ZM89 233H90V232H89ZM101 233H102V232H101ZM101 233H100V232L98 233V234H99L98 236H99L100 238H102L103 236L106 237L107 234L103 235V234H101ZM103 233H104V232H103ZM6 234H7V232H6ZM27 234H28V235H27ZM75 234H77V232H76ZM109 234H110V233H109ZM9 235H10V234H9ZM78 235H79V234H78ZM78 235H75V237H78ZM84 235H87V234H84V232H83V236H84ZM2 236H3V235H2ZM81 236H79V237L81 238ZM11 237H12V236H11ZM23 237H24V236H23ZM41 237H42V235H41ZM104 237H103L101 240H99L100 245H103V244H104V245H108L109 242L112 241L111 239L108 240V238H105V239H106V242H105V241L102 242V240H104ZM3 238H4V237H3ZM3 238H2V239H3ZM8 238H9V237H8ZM100 238H99V239H100ZM2 239H0V240H2ZM23 239H24V238H23ZM27 239H28V238H27ZM40 239H42V238H40ZM72 239H73V240H72ZM77 239H78V238H77ZM86 239H89V238H88V235H87V238H86ZM4 240H5V238H4ZM4 240H3V242H4ZM19 240H20V239H18L17 241H19ZM43 240H42V242L44 243ZM78 240H79V239H78ZM82 240H84V237L82 238ZM6 241H7V240H6ZM15 241H16V240H15ZM21 241H22V240H21ZM25 241H26V240H23V242H25ZM80 241H81V240H80ZM89 241H90V240H88L87 242H89ZM10 242H11V241H10ZM13 242H14V241H13ZM34 242H35V241H34ZM84 242H85V244L87 243L86 241H83L82 243H84ZM101 242H102V243H101ZM104 242H105V243H104ZM4 243H5V242H4ZM7 243H8V242H7ZM32 243H33V242H31V244H32ZM76 243H77V244H76ZM89 243H90V242H89ZM107 243H108V244H107ZM111 243H112V242H111ZM28 244H30L29 241H28ZM28 244H27V246H28ZM31 244H30V245H31ZM85 244H83V245H85ZM95 244H96V243H95ZM2 245H3V244H2ZM6 245H7V244H6ZM13 245L15 246L14 243H13ZM24 245H26V244H24ZM30 245H29V247H28L29 251H30V249H32V246H31V248H30ZM72 245L74 246L73 248H72ZM87 245H88L89 247H91L89 244H87ZM8 246H9V245H8ZM14 246H13V247H14ZM20 246L22 247L23 245L21 244ZM76 246L78 247L77 249H81V250H77V249L75 250L74 248H76ZM85 246H86V245H85ZM88 246H86V247H88ZM3 247H4V246H3ZM10 247H12V245H10V246L8 247V249H9ZM15 247H17V246H15ZM81 247H82V248L84 247V249H82ZM5 248H6V247H5ZM26 248H27V247H26ZM26 248H25V249H26ZM91 248H92V247H91ZM25 249H24V250H25ZM14 250H15V249H11V251H14ZM18 250H20V249H18ZM18 250H15V251L17 252ZM24 250H23V252H25ZM73 250H75V251H73ZM83 250H84V251H83ZM96 250H98V248H97ZM9 251H10V250H9ZM20 251H22V250H20ZM20 251H19V252H20ZM33 251H32V252H33ZM76 251H78L79 253H80V251H81V253L84 252L85 256L82 255V254L80 253V255H81V257H80V255H78V252H76ZM92 251H94L95 253H94V252L92 253ZM101 251H102V250H101ZM19 252H18V253H19ZM30 252H31V251H30ZM74 252L77 253V257H76V255H75L76 253H74ZM4 253H5V252H4ZM73 253H74V254H73ZM87 253H88V254H87ZM86 254H87V255H86ZM9 255H10V254H9ZM93 255H94V256H93ZM36 256H37V255H36ZM74 256H75V257H74ZM89 256H91V258H92V257H94V258L91 259V258H89ZM12 257H13V256H12ZM12 257H11V260H12ZM31 257H32V256H31ZM47 257H48L49 259H48ZM83 257H85V258H83ZM86 257H88V258L86 259ZM2 258H3V257H2ZM37 258H38V257H37ZM79 258H81V259H79ZM0 259H1V258H0ZM30 259H31L30 261L27 260L26 262H29V263H31V261H34V262H35L34 259H36V257H35L34 259H33V258H30ZM76 259H77L78 262L76 261ZM89 259H90V260H89ZM96 259H95V260H96ZM38 260H39V259H38ZM41 260H42V259H41ZM41 260H40L39 262H41ZM47 260H48V261H47ZM81 260H82V261H81ZM19 261H20V263H17V264H21V263H23L22 261H25V259H23V260H19ZM36 261H37V260H36ZM79 261H80V262H79ZM9 262L11 263V261H9ZM9 262H8V264H9ZM34 262H33V263H34ZM89 262H90V263H89ZM33 263H31V264H33ZM12 264H13V263H12ZM15 264H16V263H15ZM37 264H38V261H37ZM39 264H40V263H39ZM41 264H42V262H41ZM83 264H84V263H83ZM97 264H98V263H97Z\"/></svg>",
    "mask_w": 264,
    "mask_h": 264
}]
</instances>
